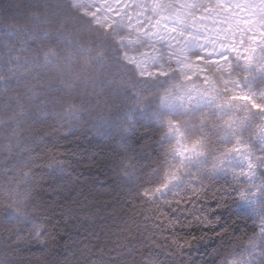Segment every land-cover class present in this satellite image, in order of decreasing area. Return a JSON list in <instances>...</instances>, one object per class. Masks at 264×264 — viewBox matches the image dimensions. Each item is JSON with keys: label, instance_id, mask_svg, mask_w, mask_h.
<instances>
[{"label": "trees", "instance_id": "1", "mask_svg": "<svg viewBox=\"0 0 264 264\" xmlns=\"http://www.w3.org/2000/svg\"><path fill=\"white\" fill-rule=\"evenodd\" d=\"M179 81L140 74L71 0H0V264H215L247 242L244 182L211 168L249 133L229 134L217 109L165 110ZM171 123L206 164L151 198L170 175ZM213 199L226 201L223 241L187 215Z\"/></svg>", "mask_w": 264, "mask_h": 264}, {"label": "rangeland", "instance_id": "2", "mask_svg": "<svg viewBox=\"0 0 264 264\" xmlns=\"http://www.w3.org/2000/svg\"><path fill=\"white\" fill-rule=\"evenodd\" d=\"M73 5L116 35L123 57L144 76L154 77L177 71L180 81L164 96L162 107L172 114H186L200 109H217L228 114V133L238 134L241 126L233 127L229 117L245 108L225 100V79L236 82L238 90L256 91L261 74L242 63L243 53L257 42L264 44V0H71ZM257 57L260 53H256ZM231 56L230 60L226 57ZM198 58H203L202 62ZM247 76V79L245 77ZM231 86V85H229ZM207 89V91H206ZM258 119V118H257ZM166 139L175 142L169 162L170 175L151 198H161L177 189L191 170L204 167L205 159L197 145L188 144L182 127L168 126ZM239 141H246L241 140ZM247 148L246 143H240ZM262 145L252 143V162L262 154ZM183 150L185 155L180 156ZM248 151L224 152L216 160L213 172L244 182L240 196L251 194L252 202L239 200L238 209L250 212L258 224L264 215V190L252 185L264 184V163L254 176L245 177ZM187 157L191 160L188 163ZM183 160L187 168L177 164ZM194 171V172H195Z\"/></svg>", "mask_w": 264, "mask_h": 264}, {"label": "snow or ice", "instance_id": "3", "mask_svg": "<svg viewBox=\"0 0 264 264\" xmlns=\"http://www.w3.org/2000/svg\"><path fill=\"white\" fill-rule=\"evenodd\" d=\"M257 52L260 53L259 57L256 55ZM231 58L232 57L229 56L225 59L230 60ZM198 60L202 62L203 58H198ZM242 63H244L247 68L254 69L255 71L258 70L259 73L264 74V44L257 42L255 50L249 47L243 53ZM245 79H247V76ZM223 83V92L226 93L225 100L235 104L242 103L246 108V114L244 116L233 115L229 117L230 123L233 127L243 126L244 131L249 133L246 141L237 142L233 147L226 149V152L248 151V155L245 157V159L249 161L248 171L244 173V176H254L256 169L261 167V164L264 163V75H261L258 83L254 85L258 88V93L256 91L238 90L236 82L229 79H225ZM253 140L262 145V154L255 158V163L252 162L253 153L250 150ZM240 143H246L248 147L241 148ZM179 155L184 156V151L181 150ZM185 159L188 158L185 157ZM188 163H191L190 159H188ZM187 167L188 164H185L183 160L179 161L177 164V172L174 174L175 178H179L180 169ZM252 188L264 190V184H253ZM157 191H160V189L158 188ZM238 199L244 203L250 204L252 202L251 194L248 192L242 194ZM197 203L200 204V207L196 208L195 205H193L192 210L189 211L187 215L194 217L197 222L202 221L211 226L212 231L219 235L221 241H223V238L227 236L231 230L228 224L222 222V218L226 213L220 211L221 208L227 207L226 201L221 202L218 199L210 201L197 200ZM233 203H237L236 198L233 199ZM242 214L243 211L241 210V215ZM5 218L7 219V216ZM200 239L201 238L195 236L192 237V241L194 242H199ZM215 254L218 257V259L215 260V264H264V215H262L261 222L255 226L252 235L247 236V242L242 239L240 243L226 248L222 252L215 251Z\"/></svg>", "mask_w": 264, "mask_h": 264}]
</instances>
